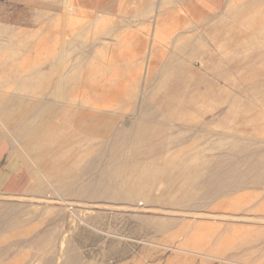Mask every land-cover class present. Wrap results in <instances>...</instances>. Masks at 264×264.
Segmentation results:
<instances>
[{
    "label": "rangeland",
    "instance_id": "obj_1",
    "mask_svg": "<svg viewBox=\"0 0 264 264\" xmlns=\"http://www.w3.org/2000/svg\"><path fill=\"white\" fill-rule=\"evenodd\" d=\"M253 37L259 40L258 46L249 43V39ZM10 38L13 39V42L9 43L11 49L22 47L28 50L18 60L21 62L26 58L24 61L26 66L22 67L23 70L30 72L34 66H37L43 73L42 88L47 93H45V98L50 99L51 102H54V94L58 89L55 84L58 71L57 68H51V59L56 57L59 60L60 58L61 63L65 59L63 66L67 68L73 64L81 65L77 81L73 84L64 83L62 91L66 92L69 87L76 88L73 94H80V96L82 94V101L88 104L96 102L97 105L98 101H101L98 100L99 97V99H106L110 106L121 105L120 109L112 111L115 116L111 122L115 129L129 128L139 119L135 112L138 100L130 99V96L139 99L145 97L146 90L152 87L154 81L164 80L163 76L169 73V68L165 66L169 64L175 48L183 46L188 39L198 40L199 47L204 51L203 59L207 67L201 75L194 79L197 82L204 78L216 81L215 90L212 84L201 85L196 92L209 95L207 102L193 100L190 102L192 111H185L177 116L169 114L167 120L174 123H169L172 131L163 135L161 140L169 141L175 146L173 151L199 145V132L196 129L192 132L187 131L179 119L190 116L191 120L188 125L195 128L199 120L197 113L222 103L230 94L240 93L249 81L264 80V0H0V44L8 42ZM62 42L66 46L62 45ZM228 51H231V55ZM152 53L153 56L149 59ZM186 53L185 51L178 56H185ZM227 53L231 57L229 61L225 59ZM102 54L105 59L101 57ZM193 64L195 67H200L199 62L194 61ZM91 73L94 74L91 75ZM85 74L89 76H83ZM251 74H258V77L250 78ZM175 79L179 82L177 89L184 91L185 88L182 85L187 77L179 76ZM0 80H3V74H0ZM85 80L88 82L85 83ZM45 84L49 87L47 88ZM211 86L213 89H210ZM86 89L88 93H85ZM166 95L169 96V93ZM92 98L95 101H91ZM254 111L262 114L261 108H256ZM246 121V113L241 117L223 118L221 125L216 129L227 131L229 127L234 126L238 129H245ZM258 123L255 130L260 136L262 126L260 122ZM71 132L72 136H77L75 140L82 146V148L78 147L79 152L90 146V143L96 142L95 133L87 134L82 129L79 131L78 128H72ZM239 133L249 135L251 131L243 130ZM2 143L0 137V204H14L17 201L14 202L9 197L12 194L21 196L25 193V189L21 191L17 189L25 177L26 166L37 171L48 187L44 194V201L41 203L37 202L38 200L31 202L26 200L23 203L18 201L21 204L32 203V207L26 210L28 216L23 217V219L31 218L32 224L29 223L27 228H36V232L42 233L49 231L56 236L55 253L42 256L43 261L50 260L52 264H59L58 258L65 260V257L61 255V249L72 246L69 254L79 255L81 264H243L248 256H252V264H264V240L245 250V253L241 252L239 256H232L234 253L229 250L234 242L235 232L241 229L242 231L249 229L264 232V223L250 219L264 215V211L261 210L264 201L262 190H244L233 196L214 199L206 207L194 211L200 215L193 219L192 216L182 213L181 207L172 208L170 199L167 198L168 195L180 196L181 193L178 190L168 191L167 182L160 180L154 187L156 191L153 189L151 194L153 199L164 197L160 203H151L148 210L133 213L120 207L94 208L93 211L84 215L85 220L89 222L86 224L79 220L82 214L71 216L67 210H59L60 204L46 201L54 193L47 178L53 164L38 166V158L28 156L15 138L11 137L4 144ZM152 145H157V143L154 142ZM11 160L17 166L16 169L9 167ZM172 183L180 186L183 182L180 179H174ZM18 202L16 204H20ZM51 206H55L57 210L43 211L44 207L50 208ZM97 211L102 212V215L98 216ZM31 212L33 215H30ZM152 212L157 214L154 213V215ZM202 213H216L223 217H207ZM137 217L148 221L154 219L165 221L166 219L168 224L154 231V235L132 238L131 229L138 227ZM54 218L59 219L57 226L37 223ZM248 219L252 223L248 222ZM15 240V238L9 240L11 242L8 245L13 244ZM122 245L127 246L129 250L125 259L109 254L112 247L119 249ZM56 249H58L57 253ZM224 250L229 253H225ZM38 252L37 248L29 244L16 247L10 259L3 264H14L15 260V264H40L41 261L35 258Z\"/></svg>",
    "mask_w": 264,
    "mask_h": 264
},
{
    "label": "bare ground",
    "instance_id": "obj_2",
    "mask_svg": "<svg viewBox=\"0 0 264 264\" xmlns=\"http://www.w3.org/2000/svg\"><path fill=\"white\" fill-rule=\"evenodd\" d=\"M249 40L251 45H259L257 38L253 37ZM12 42L13 39L10 38L8 42L0 44V74H3V80H0L1 141L4 144L11 137L15 138L23 146L28 156L38 158V166L53 164L50 169L51 173L47 175V178L48 184L54 193L46 201L60 204L61 208L59 210H67L71 216L82 214L79 220L86 224H89V222L85 220L84 215L93 211L94 208H103L105 206L120 207L128 210L129 213L139 210L146 211L149 209L151 203H160L164 198L153 199L151 196L154 187H156L160 180L167 182L168 191L178 190L181 193L180 196L168 195L167 198L170 199L172 208L181 207L182 213L192 216L193 219L200 215L194 211L206 207L214 199L233 196L244 190H262L264 192V80L249 81V84L240 93L230 94L222 103L213 105L210 109L197 113L196 115L199 117V120L196 122L197 126L195 128L188 125V122L191 120L190 116L179 119L187 131L192 132L196 129L199 132L198 146L173 151L175 146L170 144L169 141L164 142L161 140L163 135L172 131L169 126V123H171L169 121L171 120H167L169 114L177 116L183 114L185 111H192L190 102L193 100H198L202 103L207 102L210 96L206 95V93L199 94L196 91L201 85H214L216 82L208 78L200 79V82L194 79L196 76L201 75L204 68L207 67L203 59L204 51L199 47L198 40L188 39V42L183 46L175 48L169 64L165 66V68H169V73L163 76L164 80L159 82L154 81L152 87L146 90L145 97L139 99L137 97L131 98L130 96V99L138 100L135 112L139 119L129 128L121 129H118L119 127L115 129L111 122L113 116H115L112 111L120 109L121 105L114 106L111 103L112 106H110L106 99H99V97L98 100L101 101H98L97 105L96 102L88 104L82 101V94L81 96L80 94H73L76 88L69 87L66 92L64 91L65 93L62 91L64 83L73 84L77 81V74L82 68L81 65L73 64L70 68H67L63 66L65 59L63 63L59 61L61 60L60 58L59 60L56 57L51 59V68H57L58 71L57 83L55 82L58 89H56V94H54V102H51L50 99L45 98L46 92L42 88L41 79L43 78V73L37 66H34L30 72L23 70L22 67L26 66L24 63L26 58L21 62H18V60L28 50L22 47L13 48V50L9 44ZM64 42L61 44L63 45ZM61 44L60 46H62ZM65 44L67 45L66 42ZM65 49L64 51L66 52ZM185 51L187 52L185 56H178ZM208 52L211 53V51ZM51 55L53 57V54ZM150 55L149 59L152 58L153 53ZM101 57L105 59L103 54ZM196 58L197 60H195ZM225 59L231 60L228 53L225 55ZM57 61L59 62L57 63ZM194 61L199 62V68L198 66L195 67ZM219 73L223 74L222 72ZM83 76H86V74ZM179 76L187 77V80L182 85L185 88L184 91L177 89L179 82L175 78ZM254 77H258V74H251L250 78ZM86 82L88 80H85ZM45 85L47 87V84ZM212 87L209 88H214L215 90V85ZM85 93H88V90ZM166 93H169V96ZM40 94L41 97H39ZM133 95L135 96V94ZM93 100L94 98L91 101ZM107 108L109 110H106ZM256 108H261L262 114L255 112ZM244 113H246L247 119L245 129H238L235 126L228 128H232L231 131H228V129L227 131L225 129V131H218L216 129V127L219 128L221 125L223 118L226 119L232 116L241 117ZM186 114L191 115L190 113ZM258 122L262 126L260 136L255 130L259 125ZM72 128H78L79 131L82 129L87 134L95 133L96 137L94 139L96 142L94 141V144L90 143L88 147L84 145L86 148L81 152L77 151L78 147L82 148V146L75 140L77 136H72ZM243 130L251 131V133L249 135L240 134L239 131ZM154 142L157 145H152ZM10 166L12 167L11 169H16L17 167L13 163V160L10 161ZM25 169V177L17 189L18 191L25 189V193L21 196L12 194L9 198L13 199L14 202L15 200L22 203L26 200L30 202L38 200L37 202L41 203L44 201V194L48 187L39 177L37 171L28 166ZM174 179H180L183 182L182 185H173ZM16 203L0 204V264L10 259L16 247H23L27 244L33 245L39 250L35 258L41 261L40 264H52L50 260L43 261V257L46 254L55 253L54 244L57 240L56 236L49 231L42 233L36 232V228H27L29 223H31V218L23 219V217L28 216L26 215V210L32 207V203ZM51 207H44L43 211L51 212L57 210L55 206ZM261 210L264 211V201ZM152 213L154 214L155 212ZM97 214L101 216L102 212L97 211ZM164 214L166 215V211ZM203 215L207 217L214 216L215 218L223 217V215L216 213ZM177 217L179 218V216ZM61 218H64V216H61ZM250 219L254 222L264 223L263 214ZM58 220V218L52 220L46 219L37 223L54 226ZM240 220L238 219V221ZM136 221L138 227L131 229L130 234L132 238L142 235L145 237L151 236L154 231L160 230L168 224L166 219L165 221L161 219L148 221L142 217H137ZM217 221L219 220L217 219ZM248 222H250L249 219ZM54 229L56 228L54 227ZM55 231L54 233H56ZM233 237L234 242H232V247L229 250L233 251L234 254L232 256H239L241 252L263 241L264 232L249 229L242 231L241 229V231L235 232ZM13 238L16 240L13 244L8 245L11 242L9 240ZM71 247L61 249V255L63 258L65 257V260L62 261V258L57 257L59 264H81L79 255L69 254V251L72 250ZM128 251V247L122 245L119 249L112 247L109 254H115L120 259H125ZM243 264H252V256H248Z\"/></svg>",
    "mask_w": 264,
    "mask_h": 264
}]
</instances>
